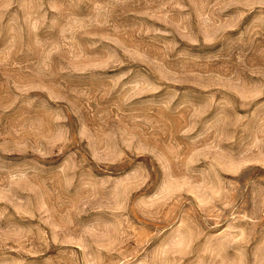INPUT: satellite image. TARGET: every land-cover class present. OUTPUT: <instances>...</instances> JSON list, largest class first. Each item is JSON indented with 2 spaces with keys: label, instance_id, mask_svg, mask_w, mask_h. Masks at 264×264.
<instances>
[{
  "label": "rangeland",
  "instance_id": "1",
  "mask_svg": "<svg viewBox=\"0 0 264 264\" xmlns=\"http://www.w3.org/2000/svg\"><path fill=\"white\" fill-rule=\"evenodd\" d=\"M0 264H264V0H0Z\"/></svg>",
  "mask_w": 264,
  "mask_h": 264
}]
</instances>
